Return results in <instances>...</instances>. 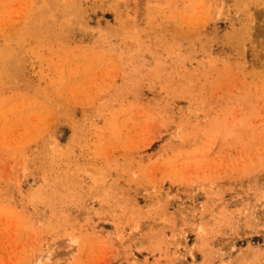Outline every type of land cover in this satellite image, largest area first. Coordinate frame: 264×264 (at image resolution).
Masks as SVG:
<instances>
[{
	"label": "rangeland",
	"instance_id": "rangeland-1",
	"mask_svg": "<svg viewBox=\"0 0 264 264\" xmlns=\"http://www.w3.org/2000/svg\"><path fill=\"white\" fill-rule=\"evenodd\" d=\"M0 264H264V0H0Z\"/></svg>",
	"mask_w": 264,
	"mask_h": 264
}]
</instances>
